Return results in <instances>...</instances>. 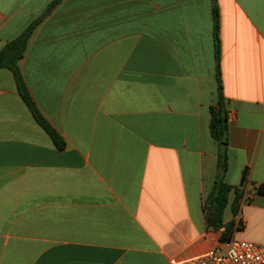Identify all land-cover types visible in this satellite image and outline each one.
<instances>
[{
	"label": "crops",
	"instance_id": "crops-1",
	"mask_svg": "<svg viewBox=\"0 0 264 264\" xmlns=\"http://www.w3.org/2000/svg\"><path fill=\"white\" fill-rule=\"evenodd\" d=\"M53 1L0 0V51ZM19 66L65 147L0 69V264H171L214 247L220 84L224 223L264 244V0H61Z\"/></svg>",
	"mask_w": 264,
	"mask_h": 264
},
{
	"label": "trees",
	"instance_id": "trees-1",
	"mask_svg": "<svg viewBox=\"0 0 264 264\" xmlns=\"http://www.w3.org/2000/svg\"><path fill=\"white\" fill-rule=\"evenodd\" d=\"M61 0H54L47 10L35 21H33L16 39L11 41L0 51V69L10 70L16 80L19 93L27 104L28 108L34 115L37 123L51 136L56 146L61 150L65 147V143L62 140L61 135L50 125V123L44 118L39 111L36 103L34 102L25 79L21 72L19 62L24 57L28 47L30 38L32 37L35 29L43 21V19L60 3ZM216 17V38L218 39V13L215 12ZM217 60L219 64V52L220 45L217 40ZM212 123L211 131L213 137L218 141L220 146V152L218 156V168L220 171V177L215 184L214 190L208 200L209 212L208 222L210 226L215 229L224 228L220 235V241H227L233 238L235 232L239 230L235 221L224 223L223 215L224 211L229 205V196L233 190V187L226 184L223 180V174L227 170V148H228V112L226 109V100L222 94V86H219V100L218 106L212 107ZM244 182L240 188H234L235 197L231 204L233 215L236 216L241 208V200L243 197L244 187L247 183V170L245 171ZM258 194H264V185H261L258 190Z\"/></svg>",
	"mask_w": 264,
	"mask_h": 264
},
{
	"label": "built area",
	"instance_id": "built-area-1",
	"mask_svg": "<svg viewBox=\"0 0 264 264\" xmlns=\"http://www.w3.org/2000/svg\"><path fill=\"white\" fill-rule=\"evenodd\" d=\"M171 264H264V244L233 237L218 243L207 252L172 259Z\"/></svg>",
	"mask_w": 264,
	"mask_h": 264
},
{
	"label": "rangeland",
	"instance_id": "rangeland-1",
	"mask_svg": "<svg viewBox=\"0 0 264 264\" xmlns=\"http://www.w3.org/2000/svg\"><path fill=\"white\" fill-rule=\"evenodd\" d=\"M230 213H231V212H230V207H227L226 210H225V214H224L225 217L228 218V217L230 216ZM237 238H239V237H237ZM240 239H241V238H240Z\"/></svg>",
	"mask_w": 264,
	"mask_h": 264
},
{
	"label": "water",
	"instance_id": "water-1",
	"mask_svg": "<svg viewBox=\"0 0 264 264\" xmlns=\"http://www.w3.org/2000/svg\"><path fill=\"white\" fill-rule=\"evenodd\" d=\"M244 177H245V174H244V176H243V179H242V182H241V186H242V184H243V182H244Z\"/></svg>",
	"mask_w": 264,
	"mask_h": 264
}]
</instances>
